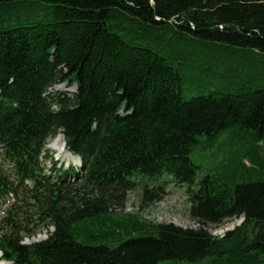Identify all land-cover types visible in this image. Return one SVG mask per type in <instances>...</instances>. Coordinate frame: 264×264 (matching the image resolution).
Listing matches in <instances>:
<instances>
[{
    "label": "trees",
    "instance_id": "trees-1",
    "mask_svg": "<svg viewBox=\"0 0 264 264\" xmlns=\"http://www.w3.org/2000/svg\"><path fill=\"white\" fill-rule=\"evenodd\" d=\"M59 133L81 162L51 179ZM0 159L12 264H264V0H0ZM163 176L196 229L111 211Z\"/></svg>",
    "mask_w": 264,
    "mask_h": 264
},
{
    "label": "rangeland",
    "instance_id": "rangeland-1",
    "mask_svg": "<svg viewBox=\"0 0 264 264\" xmlns=\"http://www.w3.org/2000/svg\"><path fill=\"white\" fill-rule=\"evenodd\" d=\"M75 87L69 86L66 82H61L54 85L49 92L54 94L55 92H74ZM57 136V135H56ZM55 136V137H56ZM55 137L48 138L46 140L45 149L49 155H52V162L45 161V165L48 168L56 162V167L68 168L69 166H78L80 164L79 159L74 157H65L64 154H60L57 150L51 147V144ZM193 162L199 166L197 170L198 177L204 173L207 167L212 166V160L206 159L202 155H191ZM0 167L5 171L8 170V165L0 159ZM47 174H50L48 169ZM51 175V179H55ZM147 190L146 192L144 191ZM186 187L184 185H177L171 179V177L163 176L161 180H148L140 181L139 184L129 191L124 193L122 198V205L114 203L111 211L116 214V217L127 218L138 217L142 220L153 223H172L174 225L183 228L198 227L196 220L189 216L190 202L187 199ZM8 199L0 201V216L4 211V208L10 203ZM31 223L28 226V231L22 237V242L29 244L35 241H39L47 237V235L53 230L52 227H47L46 223H39L34 217L31 219ZM243 218L226 220L218 225L206 226V229L212 235L222 236L227 230H232L236 226L240 225ZM2 251L0 250V259Z\"/></svg>",
    "mask_w": 264,
    "mask_h": 264
},
{
    "label": "bare ground",
    "instance_id": "bare-ground-1",
    "mask_svg": "<svg viewBox=\"0 0 264 264\" xmlns=\"http://www.w3.org/2000/svg\"><path fill=\"white\" fill-rule=\"evenodd\" d=\"M55 137V136H54ZM51 147L55 150H57L60 154H64L65 157H74L70 152H68L65 148V143L62 137V134L59 133L53 140ZM0 264H11L6 260L0 259Z\"/></svg>",
    "mask_w": 264,
    "mask_h": 264
},
{
    "label": "water",
    "instance_id": "water-1",
    "mask_svg": "<svg viewBox=\"0 0 264 264\" xmlns=\"http://www.w3.org/2000/svg\"><path fill=\"white\" fill-rule=\"evenodd\" d=\"M242 218V217H241Z\"/></svg>",
    "mask_w": 264,
    "mask_h": 264
}]
</instances>
